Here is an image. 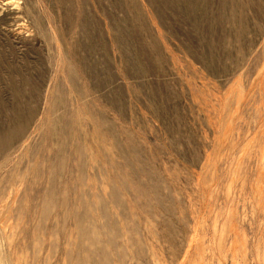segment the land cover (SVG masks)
Returning a JSON list of instances; mask_svg holds the SVG:
<instances>
[{"label":"rangeland","instance_id":"rangeland-1","mask_svg":"<svg viewBox=\"0 0 264 264\" xmlns=\"http://www.w3.org/2000/svg\"><path fill=\"white\" fill-rule=\"evenodd\" d=\"M0 264H264V0H0Z\"/></svg>","mask_w":264,"mask_h":264},{"label":"bare ground","instance_id":"bare-ground-1","mask_svg":"<svg viewBox=\"0 0 264 264\" xmlns=\"http://www.w3.org/2000/svg\"><path fill=\"white\" fill-rule=\"evenodd\" d=\"M97 127V126H96Z\"/></svg>","mask_w":264,"mask_h":264}]
</instances>
